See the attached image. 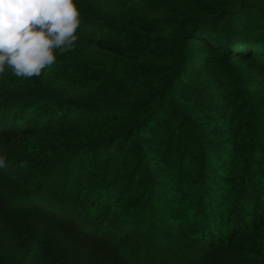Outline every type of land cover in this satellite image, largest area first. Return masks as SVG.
<instances>
[{"label":"trees","instance_id":"16d2710c","mask_svg":"<svg viewBox=\"0 0 264 264\" xmlns=\"http://www.w3.org/2000/svg\"><path fill=\"white\" fill-rule=\"evenodd\" d=\"M74 2L0 76V264H264V0Z\"/></svg>","mask_w":264,"mask_h":264},{"label":"clouds","instance_id":"9594fccd","mask_svg":"<svg viewBox=\"0 0 264 264\" xmlns=\"http://www.w3.org/2000/svg\"><path fill=\"white\" fill-rule=\"evenodd\" d=\"M80 23L74 0H0V76L7 66L17 78L39 77L57 53L74 50ZM6 167L0 154V169Z\"/></svg>","mask_w":264,"mask_h":264}]
</instances>
